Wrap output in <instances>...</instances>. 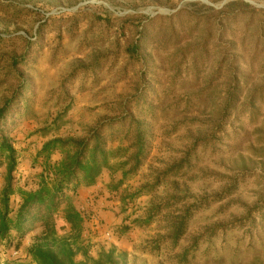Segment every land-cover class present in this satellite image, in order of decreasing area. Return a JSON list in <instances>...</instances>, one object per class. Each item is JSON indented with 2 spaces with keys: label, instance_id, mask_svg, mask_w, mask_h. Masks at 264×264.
<instances>
[{
  "label": "trees",
  "instance_id": "trees-1",
  "mask_svg": "<svg viewBox=\"0 0 264 264\" xmlns=\"http://www.w3.org/2000/svg\"><path fill=\"white\" fill-rule=\"evenodd\" d=\"M59 2L7 0L0 1V9L7 17L19 20L25 14H38L26 5L51 9ZM159 4V0L149 2V5ZM128 6L136 9L134 3ZM254 11L248 3L231 1L220 10L196 3L170 16L146 18L145 22L138 16L118 18L94 12L89 16L83 14L90 19L89 33L98 27L102 33L99 39L111 32L115 40L107 52L89 56L86 63H80L57 88L48 92L47 99L52 102L53 109L47 112L37 133L43 140L35 154L40 170L30 180L23 181L17 177L18 154L10 134L20 122L37 117L35 85L27 75L29 65L36 62L42 50L48 22L53 21L51 27L66 23L72 33L78 20L45 19L38 24L32 37L0 36V242L8 245L15 242L17 250L22 239L30 240L25 250L28 263L15 260L2 264H128L126 252L110 246L92 254L82 239L88 219L73 203L74 195L79 190L94 189L99 181H104V175L108 178L109 193H119L118 202L123 213L130 203L146 199L143 218H135L130 225L126 216L119 227L121 234L129 232L133 224L153 223L156 233L147 242L152 252L168 250L175 264H191L199 259V253L206 262L225 264V259L210 256L215 251V239L224 241V235L234 229L246 228L251 232L257 223L264 221V199L250 208L232 199L240 184L254 177L259 167L264 168V119L258 121L261 112L257 104L264 98V83L247 89L248 79L237 67L233 41L224 40L230 23ZM182 15L190 24L187 30H180L189 37L188 42L180 45L172 22ZM210 30L216 33L212 41L216 54L214 71L201 79V86L192 92L175 95L182 67L199 80L198 63L207 58L206 46L212 40ZM194 33L199 34L195 37ZM260 35L259 32L256 36L257 42L264 41ZM155 41L164 48L175 45L168 58L172 75L166 85L157 84L156 80L152 82L150 78L154 77L156 67L147 47ZM119 57L123 59L124 72L135 71V77L130 78L133 92L110 106V116L97 119L82 135H51L69 121L66 117L73 106L74 82L80 79L83 85L108 59L116 61ZM219 79L223 81L219 86L224 84L220 89L215 85ZM181 105L184 116L161 132L157 128L160 133L157 136L155 125L159 115ZM243 118L254 124V142L248 146L247 156L238 154L228 157V161L220 160L215 170L200 168V156L218 154L223 140L229 138L228 131L236 130ZM181 127L188 133L183 138L186 142L182 148L172 151L175 156L155 160L137 186L126 187L129 179L137 177L150 160L156 139L161 137L164 145ZM202 181L218 183L220 188L211 194L194 192V185ZM214 205L223 213L237 206L244 214L229 223L214 222L200 228L188 244L179 249L193 219ZM35 231L37 234L33 235Z\"/></svg>",
  "mask_w": 264,
  "mask_h": 264
},
{
  "label": "rangeland",
  "instance_id": "rangeland-1",
  "mask_svg": "<svg viewBox=\"0 0 264 264\" xmlns=\"http://www.w3.org/2000/svg\"><path fill=\"white\" fill-rule=\"evenodd\" d=\"M3 3L7 0H0ZM159 5H149L150 0H60V2L47 9H35L26 5V8L37 15L25 14L19 20H13L7 17L0 9V36H12L20 34L22 36H33L34 30L40 22L45 19L61 17L62 21L68 18H77L78 24L72 33L68 31L66 23H60L51 27L53 21L47 23L48 28L43 34L42 50L39 51L38 58L34 64L29 65L27 75L31 77L35 85L34 110L36 118L25 120L16 125L10 134L13 147L18 154L17 177L20 181L30 180L34 174L40 170V165L35 162L36 151L40 148L43 140L37 134L42 126L47 112L53 109L52 102L47 99L50 90L58 87L61 80L68 76L69 73L76 69L80 63H86L92 54H104L107 52L115 40L114 35L109 32L104 34L98 27L92 30L87 29L90 19L84 17L94 13H100L103 16L125 17L138 16L145 22L146 18L155 16H170L177 10L184 9L192 4H201L213 10H220L223 5L231 1H243L252 6L255 11L247 16H238L233 23L227 27L224 35L225 42L233 41L235 52L238 56L237 67L243 76H247V89L260 86L264 83V41L257 42V35L260 32L264 37V0H159ZM112 2V1H111ZM16 3V2H12ZM134 3L136 9L128 5ZM99 6V7H95ZM1 8V7H0ZM105 9V10H104ZM106 11V12H105ZM204 15L206 11L203 12ZM176 29L180 45L188 42L185 33L181 29L187 30L190 24L186 16L182 15L175 18L172 22ZM202 26L199 30H202ZM60 37L58 39V35ZM199 33H194L195 37ZM212 40L207 44V58L201 59L198 63L199 80H197L191 71L181 68V79L175 86V95L179 96L185 92H192L195 88L201 86L200 80L205 76H210L214 71L216 54L212 41L215 39V31L210 30ZM161 40V38H160ZM160 42V41H159ZM178 44V45H179ZM173 44L164 48L160 43L154 45L148 44V51L151 53L155 68L154 77H150L152 82L156 80L162 85H166V80L172 75L171 67L168 64L169 54L173 52ZM123 59L119 57L116 61L108 59L101 68L94 74L87 77L86 81L81 80L74 82L71 90L73 106L68 113L66 120L67 125L62 127L59 132L51 135L60 136H80L82 132L92 126L97 119L103 116H110V106H113L120 98H124L133 92L130 78L135 77V71L122 70ZM94 76V77H93ZM149 78V77H148ZM197 81V82H196ZM223 81L219 79L215 82L218 89L223 88L224 84L219 86ZM160 89L159 86H155ZM261 115L258 121L264 119V98L258 101ZM183 106L169 109L165 115H159L155 125L157 136H160L164 128H169L171 123L182 118ZM159 129V131L157 130ZM181 127L177 133L162 144L161 137H158L152 144L151 157L145 164L137 177L129 179L125 184L126 187H135L148 172V167L155 160H168L175 156L174 152L180 150L185 144L183 139L188 131ZM236 130H229V138L224 139L221 150L216 155H201L199 167L208 170H215L218 163L228 161V157L247 156L248 146L254 142L252 132L254 124L249 123L247 118H243L237 125ZM152 166H155L152 165ZM264 168L259 167L254 177L246 179L239 185L237 192L232 197L234 201L246 204L249 208L253 207L264 199ZM260 176V177H259ZM108 178L104 175V181H99L98 186L92 190H79L74 195L73 203L77 208L83 210L88 222L85 231H83V242L89 245L88 251L92 254L100 248L116 247L119 251L127 253L128 264H175L169 257V251L161 249L158 252H152L147 242L155 235L156 225L150 224H133L129 232L121 234L119 227L121 222L127 216V224H132L135 218H143V208L145 198L137 199L129 204L125 213L121 211L118 194H110L106 188ZM220 185L210 181L198 182L194 185L193 191L196 193L205 191L208 194L218 191ZM218 205L212 206L209 210L198 214L192 221L186 239L180 244L179 249L186 246L193 235H196L200 228L217 222L218 224L229 223L239 219L244 210L240 207H230L226 212H219ZM129 218V219H128ZM37 231L33 232V235ZM224 241L216 238L214 241L215 251H212L216 258L225 259V264H264V221L257 223L256 227L248 232L244 229H234L227 232ZM30 243L29 239L20 241L19 249H15V242L7 244L0 242V263L18 260L28 263L26 257V248ZM175 252H178L176 250ZM212 258V257H211ZM191 264H211L206 262L204 257L195 259Z\"/></svg>",
  "mask_w": 264,
  "mask_h": 264
}]
</instances>
